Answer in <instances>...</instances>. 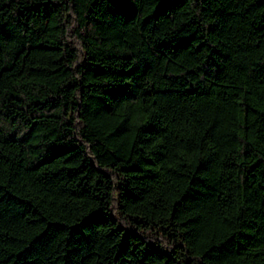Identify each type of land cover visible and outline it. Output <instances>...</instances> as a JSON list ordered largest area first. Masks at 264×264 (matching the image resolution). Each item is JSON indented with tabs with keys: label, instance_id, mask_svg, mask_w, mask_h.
I'll return each mask as SVG.
<instances>
[{
	"label": "trees",
	"instance_id": "16d2710c",
	"mask_svg": "<svg viewBox=\"0 0 264 264\" xmlns=\"http://www.w3.org/2000/svg\"><path fill=\"white\" fill-rule=\"evenodd\" d=\"M0 264H264V0H0Z\"/></svg>",
	"mask_w": 264,
	"mask_h": 264
}]
</instances>
